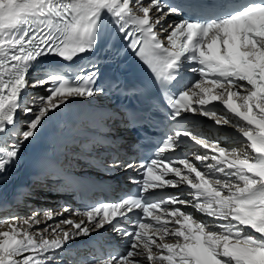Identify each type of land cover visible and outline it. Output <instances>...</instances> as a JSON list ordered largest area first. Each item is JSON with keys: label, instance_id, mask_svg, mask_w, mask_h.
<instances>
[{"label": "snow or ice", "instance_id": "1", "mask_svg": "<svg viewBox=\"0 0 264 264\" xmlns=\"http://www.w3.org/2000/svg\"><path fill=\"white\" fill-rule=\"evenodd\" d=\"M110 27L167 106L154 152L139 161L121 158L109 124L142 113L96 103L111 87L101 83ZM83 57L71 74L49 63ZM73 106L92 117L87 133L73 122L74 159L135 170L136 190L83 211L0 218V264H264V0H0V183ZM192 118H208L217 135L188 127ZM225 126L235 143L223 142ZM108 230L122 249L65 260L74 241Z\"/></svg>", "mask_w": 264, "mask_h": 264}, {"label": "bare ground", "instance_id": "2", "mask_svg": "<svg viewBox=\"0 0 264 264\" xmlns=\"http://www.w3.org/2000/svg\"><path fill=\"white\" fill-rule=\"evenodd\" d=\"M41 91H42V90H41ZM117 128H118V127H115V129H114V130H118Z\"/></svg>", "mask_w": 264, "mask_h": 264}]
</instances>
